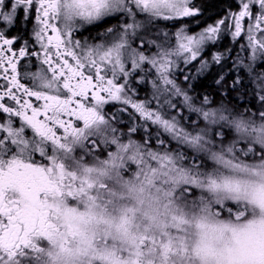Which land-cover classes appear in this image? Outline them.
Masks as SVG:
<instances>
[{"label": "snow or ice", "instance_id": "snow-or-ice-1", "mask_svg": "<svg viewBox=\"0 0 264 264\" xmlns=\"http://www.w3.org/2000/svg\"><path fill=\"white\" fill-rule=\"evenodd\" d=\"M204 14L0 0V264H264V0Z\"/></svg>", "mask_w": 264, "mask_h": 264}, {"label": "trees", "instance_id": "trees-1", "mask_svg": "<svg viewBox=\"0 0 264 264\" xmlns=\"http://www.w3.org/2000/svg\"><path fill=\"white\" fill-rule=\"evenodd\" d=\"M197 2L205 9V14L201 19V24L199 25V27H201L204 25L205 21H207L208 23H212L213 20L217 18L221 11L227 6V4L231 2V0H197ZM232 46L233 45L231 44V42H228V39L223 38L216 45L211 46V51L213 50V52L210 53L209 51L208 54L204 53L203 55L205 59L211 60L213 54L224 51L226 47ZM218 71L219 66H215L212 70L211 75H208L207 77H201L198 80L194 81V83L196 84V93L200 95L208 94L211 95L212 98L220 100L221 97L216 94V85L214 84V79ZM224 74L227 75V69H225ZM141 95L143 96V93Z\"/></svg>", "mask_w": 264, "mask_h": 264}, {"label": "rangeland", "instance_id": "rangeland-1", "mask_svg": "<svg viewBox=\"0 0 264 264\" xmlns=\"http://www.w3.org/2000/svg\"><path fill=\"white\" fill-rule=\"evenodd\" d=\"M196 26H197V25L193 24V27H194V28H197V30H199V26H198V27H196ZM203 26H204V25H203ZM201 27H202V26H201ZM95 34H96V33H93L92 35H91V34H88V35H89V37H92V36H95ZM90 35H91V36H90ZM89 37H86V38H89ZM225 39H228V42H231L229 37H225ZM218 42H219V41H218ZM218 42H217V43H218ZM209 51H210V53L213 52V50L211 51V46L206 47L204 53H207V54H208ZM215 51H216V50H215ZM206 56H207V55H206ZM144 94H145V93H143V95H144Z\"/></svg>", "mask_w": 264, "mask_h": 264}, {"label": "flooded vegetation", "instance_id": "flooded-vegetation-1", "mask_svg": "<svg viewBox=\"0 0 264 264\" xmlns=\"http://www.w3.org/2000/svg\"><path fill=\"white\" fill-rule=\"evenodd\" d=\"M93 33H96V30L95 29H92L91 32H89V31H83L82 33H78L77 34V37L78 38H86V37H89L88 34H91L92 35Z\"/></svg>", "mask_w": 264, "mask_h": 264}]
</instances>
